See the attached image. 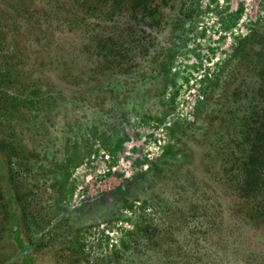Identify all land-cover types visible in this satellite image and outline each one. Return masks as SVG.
I'll return each instance as SVG.
<instances>
[{
	"label": "rangeland",
	"instance_id": "374dc122",
	"mask_svg": "<svg viewBox=\"0 0 264 264\" xmlns=\"http://www.w3.org/2000/svg\"><path fill=\"white\" fill-rule=\"evenodd\" d=\"M149 4L0 0V204L27 206L1 264H264L229 167L264 0Z\"/></svg>",
	"mask_w": 264,
	"mask_h": 264
},
{
	"label": "trees",
	"instance_id": "16d2710c",
	"mask_svg": "<svg viewBox=\"0 0 264 264\" xmlns=\"http://www.w3.org/2000/svg\"><path fill=\"white\" fill-rule=\"evenodd\" d=\"M125 2L131 12L136 8L145 11H149L150 8V0H125ZM256 93V105L249 109L250 114L246 116L242 127L232 140L234 148L229 156V167L235 172L230 186L245 201V210L252 216L250 220L259 225L262 219L264 224V63L259 72V86ZM3 150L5 149L0 141V171L5 179H9L4 171ZM3 191L1 196L6 193L7 197L0 204L2 210L0 226H3V234L9 237V241L17 245L19 250H24L26 244L24 245L19 236V224L23 221L27 206L20 192L14 188H5Z\"/></svg>",
	"mask_w": 264,
	"mask_h": 264
}]
</instances>
